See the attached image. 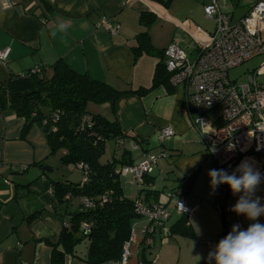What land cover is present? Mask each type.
I'll use <instances>...</instances> for the list:
<instances>
[{
  "label": "crops",
  "instance_id": "0c3cea01",
  "mask_svg": "<svg viewBox=\"0 0 264 264\" xmlns=\"http://www.w3.org/2000/svg\"><path fill=\"white\" fill-rule=\"evenodd\" d=\"M208 1L202 0L203 6ZM218 1L222 9L232 14V20L239 18L234 17V11L240 0ZM253 1L247 0V5ZM194 7L189 10L197 11L198 6ZM142 12L154 14L155 21H167L159 30L160 37L164 36L160 43L155 21L148 28L139 23ZM176 13L172 3L165 8L152 0H0V49H9L7 60L0 62V81L41 66L49 72L50 66L61 59L74 71L117 90L150 87L155 66L162 60L161 52L167 45L175 40L182 46L187 37L189 48L194 46L178 25L191 24L211 32ZM103 17L119 24L115 34L98 26ZM60 23L66 25V30H59ZM143 32L149 33L155 49L135 56L132 48L137 45L136 36ZM171 87L170 92L160 85L144 95L124 94L115 102L114 112L108 103L90 110L116 119L122 133L131 136L123 138L116 158L126 151L132 163L141 160L144 154L164 153L145 177L143 186L131 176L120 178L126 198L133 200L142 198L145 191L153 192L156 199L151 198L148 203L159 202L170 214L163 229L153 234L151 245L145 247L146 259L153 260L152 264H199L208 262V253L217 245L224 225L229 232L234 224L246 229L252 221L229 210L239 194L234 196L224 187L213 191L208 172L216 169L215 164L185 108L183 87ZM23 125L24 119L14 111H0V264H52V245L67 224V216L61 214L79 209L80 203L72 199L66 208L60 209L50 192L52 170H43L52 157L44 132L34 124L22 136ZM164 126L172 127L174 135L161 143L157 133ZM132 136L143 141L137 150L133 148ZM194 172L197 176L186 195L189 209L186 224L193 231L189 237L170 232V227L182 216L171 194L182 192L183 180ZM53 180L71 181L67 176ZM255 195L264 197V184L259 185ZM75 204L78 206L73 208ZM259 222L264 223V216ZM147 224L139 216L132 221L135 236L128 264L141 262L143 247L138 243ZM88 244L86 239L81 241L73 255H65L62 264H87Z\"/></svg>",
  "mask_w": 264,
  "mask_h": 264
},
{
  "label": "trees",
  "instance_id": "16d2710c",
  "mask_svg": "<svg viewBox=\"0 0 264 264\" xmlns=\"http://www.w3.org/2000/svg\"><path fill=\"white\" fill-rule=\"evenodd\" d=\"M152 1L168 8L173 0ZM154 21L155 16L151 12H142L139 15V23L146 28ZM136 40L137 45L132 48L135 56L154 52L155 48L148 32L138 34ZM161 55L163 56V51ZM49 69L50 71L46 72L47 68L41 66L36 73L13 75L0 81V111L9 109L24 119L22 136L26 135L32 125L39 126L44 132L50 155L61 151L59 159L62 164H73L76 167L82 165L87 169L84 182H81V179L73 182L50 178L51 191L61 205L60 209L66 208L72 199L87 197L94 201L91 208L84 209L80 205L77 210L61 214L63 217L67 216V224L57 243L52 245L51 263L62 264L65 255H73L75 246L85 239L89 242L85 259L87 264L116 261L123 244L130 237L132 221L137 218L135 202L140 200L147 205L153 204L148 202L151 198L156 199V194L142 190L143 197L133 200L123 195L117 171L122 165L131 163L129 153L123 151L121 157L112 156L103 163L100 159L106 140H123L131 136L122 133L116 119L92 113L87 105L108 103L114 112L115 102L124 94L144 95L160 85L170 92L172 87L169 84V73L164 58L155 66L152 85L137 90H117L106 82L74 71L61 59L56 60ZM86 115L91 118L90 127L81 126L82 118ZM132 138L141 146V139L136 136ZM118 146L121 145L116 143V149ZM196 176L197 172H194L183 180L181 190L185 195L190 193ZM103 196H106V201L100 204ZM34 217L31 216L29 220ZM83 222L90 225L86 235L80 230ZM186 222L187 216L182 214L170 227V232L193 236V231ZM227 234L228 230L224 225L217 242ZM58 246L62 248L60 251ZM145 250L144 247L140 261L149 264Z\"/></svg>",
  "mask_w": 264,
  "mask_h": 264
},
{
  "label": "built area",
  "instance_id": "2783aa9c",
  "mask_svg": "<svg viewBox=\"0 0 264 264\" xmlns=\"http://www.w3.org/2000/svg\"><path fill=\"white\" fill-rule=\"evenodd\" d=\"M203 11L206 18L214 21L212 32L207 33L191 24L178 25L194 42V46L189 48L190 56L175 40L163 50L169 84H182L185 87V108L216 169L231 173L241 161H248L264 174V162L259 157L264 155V82L261 81V76H264V63L249 72L244 83L231 80L228 76L231 68L251 58L264 57V0H254L247 13L236 20H232V14L221 8L218 0H211L204 6ZM98 26L110 34H115L119 29L117 22L106 17L101 18ZM8 55V48L0 49V62H5ZM39 69L40 67L33 68L19 75L36 73ZM216 108L220 110V114L214 119L210 118L208 113ZM90 125V116H83L81 126ZM157 135L163 143L174 135V131L172 127L164 126ZM122 141L116 139L118 145ZM139 147L135 141L133 148L137 150ZM162 156L163 152L157 155L144 154L141 160L122 165L117 171L118 175L120 178L131 176L142 186L145 177L152 172ZM77 168L81 182H84L87 169L82 165ZM219 187L229 189L226 184ZM50 192L52 193L51 190ZM174 194L175 192L171 196H175V208L188 215L186 195L181 191ZM78 201L84 209L94 206V201L87 197H81ZM105 201L106 196H103L100 204ZM217 206H220L219 203ZM135 212L148 223L142 229V239L138 244L143 248L150 246L153 234L163 229L168 220L169 211L159 202L147 205L137 200ZM89 227V224L83 222L80 230L86 235ZM134 236L131 225L130 237L123 244L119 258L103 264H128ZM149 263L152 264L153 260Z\"/></svg>",
  "mask_w": 264,
  "mask_h": 264
},
{
  "label": "clouds",
  "instance_id": "9594fccd",
  "mask_svg": "<svg viewBox=\"0 0 264 264\" xmlns=\"http://www.w3.org/2000/svg\"><path fill=\"white\" fill-rule=\"evenodd\" d=\"M58 27L61 31L66 30L64 23ZM208 176L213 191L226 184L234 196L239 194L229 210L252 221L246 229H242L239 223L232 225L228 234L208 253V264L213 261L214 264H264V223L259 222L264 216V203H261L264 197L255 195L264 182V174L248 161H241L231 173L224 169H210Z\"/></svg>",
  "mask_w": 264,
  "mask_h": 264
},
{
  "label": "rangeland",
  "instance_id": "374dc122",
  "mask_svg": "<svg viewBox=\"0 0 264 264\" xmlns=\"http://www.w3.org/2000/svg\"><path fill=\"white\" fill-rule=\"evenodd\" d=\"M199 3L197 7V11L194 12V10H189V7H194L195 4ZM211 2V0H209L207 2L206 5H208ZM239 7L237 9H235L234 11V17L238 18L242 15H244L250 8V5H247V0H240L239 2ZM195 6V7H196ZM194 7V8H195ZM193 8V9H194ZM172 9L177 10V15L182 16V18H188L190 19L191 23H194L198 26H201L205 29L211 30V32L213 31V27H214V21L211 19H208L205 17L204 12H203V4H202V0H173L172 1ZM167 21H161V20H156L154 25L156 26L154 29H156L157 31V39L158 42L160 43L164 36L162 35L160 37V32L159 30H162L163 25H167ZM156 38V37H155ZM154 38V39H155ZM186 42L182 43V47H184V49L188 52V55L190 56L191 54L189 53V44H190V40L189 38L186 37ZM262 63H264V57H254L251 58L245 62H243L242 64L231 68L228 71V76L231 80H235L236 82H241L244 83L247 81V74L249 72H252L253 70L257 69ZM261 81L264 82V76H261ZM179 86V85H177ZM95 106H97V104H93V103H89L87 105V108H94ZM92 111V110H90ZM220 114V110L218 108L210 111L208 113V116L210 118H216L218 115ZM158 136V135H157ZM159 140V139H158ZM160 152V149L159 151ZM114 153V154H113ZM120 153V149H116V141L115 139H108L105 141V146H104V153L100 159V162H106L107 160H110V158L112 156L115 157V155ZM61 155V151L51 155L52 157L49 159V169H52L50 176L55 179L56 177L61 178L63 176H67V178L73 182H78L81 179L80 176V171L79 169L73 165V164H62L60 162V157ZM262 160V162H264V155H260L259 156ZM78 205H73V208H76Z\"/></svg>",
  "mask_w": 264,
  "mask_h": 264
},
{
  "label": "water",
  "instance_id": "95a60500",
  "mask_svg": "<svg viewBox=\"0 0 264 264\" xmlns=\"http://www.w3.org/2000/svg\"><path fill=\"white\" fill-rule=\"evenodd\" d=\"M43 170H45V171H47V170H48V171H51L52 169H49V167L44 166V167H43Z\"/></svg>",
  "mask_w": 264,
  "mask_h": 264
},
{
  "label": "bare ground",
  "instance_id": "6f19581e",
  "mask_svg": "<svg viewBox=\"0 0 264 264\" xmlns=\"http://www.w3.org/2000/svg\"><path fill=\"white\" fill-rule=\"evenodd\" d=\"M205 6V5H204ZM204 6H203V8H204ZM204 12V11H203ZM209 19V18H208ZM115 22V21H114ZM214 26H215V24H214ZM214 30V29H213ZM178 85H180V86H182L183 87V89H184V94H185V87L182 85V84H178Z\"/></svg>",
  "mask_w": 264,
  "mask_h": 264
}]
</instances>
